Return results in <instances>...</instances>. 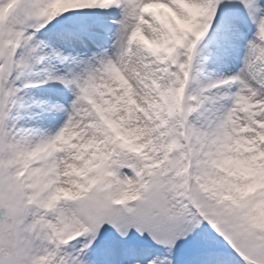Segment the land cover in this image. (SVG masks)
<instances>
[{"label": "snow or ice", "instance_id": "snow-or-ice-1", "mask_svg": "<svg viewBox=\"0 0 264 264\" xmlns=\"http://www.w3.org/2000/svg\"><path fill=\"white\" fill-rule=\"evenodd\" d=\"M0 264H264V0H0Z\"/></svg>", "mask_w": 264, "mask_h": 264}]
</instances>
